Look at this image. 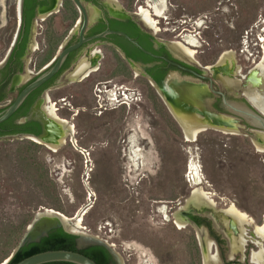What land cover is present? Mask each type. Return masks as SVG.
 <instances>
[{
	"label": "rangeland",
	"instance_id": "374dc122",
	"mask_svg": "<svg viewBox=\"0 0 264 264\" xmlns=\"http://www.w3.org/2000/svg\"><path fill=\"white\" fill-rule=\"evenodd\" d=\"M114 1L128 13L138 12L159 38L200 65L212 67L233 53L236 82L244 80L254 60L260 61L256 67L262 61L264 0ZM16 7V0H0V60L13 40ZM113 65L108 64V77L123 82L131 77L125 64L121 72L111 71ZM133 81L138 90L137 99L127 100L131 109L107 111L96 121L108 131L112 119H122L131 147L122 154L110 149L108 137L91 143L94 148L84 154L68 143L55 149L27 138L0 141V264L12 257L28 226L46 209L76 219L85 210L81 232L113 245L121 264H205L206 252L223 264L218 247L207 249L202 241L207 236L191 227L179 229L171 220L169 201L183 202L194 189L207 193L225 232L219 211L231 205L250 218L252 234L264 225V145L244 131L225 129L188 140L160 95L140 78ZM248 87L247 96L259 108ZM263 244L250 240L240 251L231 242L225 253L240 264H258L253 254Z\"/></svg>",
	"mask_w": 264,
	"mask_h": 264
},
{
	"label": "flooded vegetation",
	"instance_id": "af4514ba",
	"mask_svg": "<svg viewBox=\"0 0 264 264\" xmlns=\"http://www.w3.org/2000/svg\"><path fill=\"white\" fill-rule=\"evenodd\" d=\"M18 1L13 40L0 60V114L29 84L54 68L63 52L68 50V53L57 72L33 90L6 120V128L16 125L32 132L4 136H43L47 133L45 124L48 122L55 131L53 141L59 146L68 143L84 154L94 148L91 143L97 144L108 137L112 143L110 149L122 154L131 149L127 144L128 130L123 129L122 119H112L108 131L105 124L100 126L96 121L107 111L126 108V105L131 109L127 100L137 99L134 95L138 90V83L133 78H140L143 84L160 95L184 138L183 125H207V129L201 130V127L198 130L196 138L209 130L225 132L213 125L235 127L236 130L229 133L244 131L256 141L261 137L258 133L262 131L252 128L226 109L222 97L224 94L228 100L245 103L263 114L247 96L249 78H254L251 71L260 61H253L254 66L239 83L233 80L236 63L228 70L219 65L220 60L212 67L198 64L188 53L159 38L138 12L128 13L114 0H21L20 10ZM106 31L124 33L142 49L118 33L97 38ZM112 62L111 71L114 68L121 72L125 64L131 77L125 82L119 77H108L106 70ZM226 81H230L231 86L228 87ZM198 96L203 99V106L191 101ZM51 106L55 115L49 113ZM64 137L66 140L62 142ZM194 190L189 196H182L183 202L179 198L169 201L173 224L179 229L191 227L201 237L207 236L202 241L208 247L211 244L218 247L223 264H240L238 259L229 260L225 249L231 244L228 232L239 237L241 231L222 230L224 226L219 219L216 220L211 206L197 208L190 204L185 208ZM176 213L183 222L181 228L176 223ZM248 227V224L243 225L249 233L243 234L244 239L247 238L245 244L252 241L253 231ZM110 264L118 263L111 258Z\"/></svg>",
	"mask_w": 264,
	"mask_h": 264
},
{
	"label": "water",
	"instance_id": "95a60500",
	"mask_svg": "<svg viewBox=\"0 0 264 264\" xmlns=\"http://www.w3.org/2000/svg\"><path fill=\"white\" fill-rule=\"evenodd\" d=\"M20 4H21V0L18 1L19 10L21 8ZM127 16L129 15L127 14ZM122 17H126V15H122ZM110 33H118V32L106 31L98 35L97 38L104 37ZM118 34L124 35L132 44L142 49L136 41H134L132 38H130L126 34L120 33V32ZM67 53H68V50L63 52L60 55V58L58 59L54 68H52L49 72L42 75L40 78H38L31 84H29L19 94V96L12 103V105H10L3 113L0 114V124H2L7 119H9L20 108L24 100L28 97V95L33 90H35L41 84L49 80L57 72L64 56ZM222 97H223V103L229 112L244 119L246 123L250 125L252 128L264 132V115L263 114L256 112L252 107L248 106L245 103L228 100L224 94H222ZM45 129L47 133L46 135H43V136H34V135L2 136L0 137V141L7 140V139L27 138V139H32L34 141L40 142L45 145L59 146L58 143L55 144L53 141L54 140L53 136H54L55 131L52 129V125L47 122L45 124ZM204 129H207V127H203L201 130H204ZM257 141L260 144L262 143L264 144V138L262 136L257 137ZM84 214H85V210L81 213V216L78 219L82 220V216ZM65 217L66 216L61 214L60 212L49 210V209H46L44 212L38 213L35 219L33 220V222L28 226V229L26 233L24 234L16 251L5 264H8L12 260V258L20 250V248L32 242H39L43 237L47 236L51 230L55 228H59V227L63 228L66 232L76 235L78 237L77 244L80 249L85 248V247H90V246L103 247L110 254L113 261L117 262L118 264H121L120 257L118 253L115 251V249L113 248V245L109 244L107 241L97 236L89 235L85 232H80V233L75 232L74 230L70 228L69 223H67L68 221L65 219ZM75 218H70V219H75ZM216 220H218V217H216ZM202 231H205V229L203 228ZM53 262H68V263H73V264H97L94 260L85 256L84 254L80 252H76V251H71V250H50V251L37 253V254H34L32 256H29L19 261L16 264H47V263H53Z\"/></svg>",
	"mask_w": 264,
	"mask_h": 264
},
{
	"label": "bare ground",
	"instance_id": "6f19581e",
	"mask_svg": "<svg viewBox=\"0 0 264 264\" xmlns=\"http://www.w3.org/2000/svg\"><path fill=\"white\" fill-rule=\"evenodd\" d=\"M140 14H142L145 17L146 11L141 9ZM234 64H235V58H234V54L231 52L224 54L221 57L220 62H219V65L225 66V68L227 70L231 69V67ZM258 66L251 71L252 77H254V78H252V80L249 78V82H250L249 86L251 87L250 91L253 92L251 95L252 98L257 99V97H258V100H259V102H257L258 106L262 107L263 112H264V55L262 57L261 63ZM253 90H257L258 93L253 91ZM196 98H197V100H195ZM191 101L195 105H198V106L199 105L203 106V103H204L203 99H200L199 96L193 98ZM49 113L55 115L54 114L55 111H54L53 106L50 107ZM183 126H184L185 136L188 140L195 139L197 136L198 130L201 129V127H203V126H198V125H196V126L183 125ZM205 126H207V125H205ZM213 127L214 128L218 127L216 129H223V130L225 129V131H227V130L232 131L234 128L232 126L230 128H226V127H223L222 125H220V126L213 125ZM65 133H66V131H65ZM64 138L61 140L62 142L64 141ZM51 147H53L55 149L58 148V146H51ZM190 169L193 172L196 171V168L194 167L193 163L190 164ZM197 175H198L197 173H194L196 184L199 183V179H198ZM187 203L188 204L185 208H189L188 206L190 204H192L194 207H197V208H201L204 205L215 207L213 202H211L207 193L200 191L198 189L193 191L192 197L188 200ZM219 213L222 215V218L224 220L223 222L227 226V229L232 228L233 232H238L239 230L241 231L239 237L234 236V234H232V232H228V233L231 235L230 240L232 242L233 250H238V249L242 250L244 248V244H245V239L243 237V234H245V232H246V229L243 228V225L244 224H250L251 223L250 218H247V216L244 213L240 212L237 208H235V206L232 207V205L226 210H220ZM175 218H176L177 225L181 228L183 226V222L179 218V214H176ZM65 219L68 221L67 223H69V226L72 230L79 232V233L81 232V230L83 229L81 219H79V220L76 218L70 219L68 217H65ZM238 227H239V229H238ZM250 239L254 240L259 245L263 244V241H264V225L257 227ZM209 248H210V245H209L208 249ZM253 260L258 264L264 263V244L262 245V248L259 252L253 254ZM215 262L216 263L218 262L217 257L216 256H209V254L206 252L205 264H215Z\"/></svg>",
	"mask_w": 264,
	"mask_h": 264
},
{
	"label": "trees",
	"instance_id": "16d2710c",
	"mask_svg": "<svg viewBox=\"0 0 264 264\" xmlns=\"http://www.w3.org/2000/svg\"><path fill=\"white\" fill-rule=\"evenodd\" d=\"M8 121L0 124V136L12 135L23 132H32L23 128L22 126L12 125L10 128H6ZM38 132V131H37ZM77 236L66 232L63 228H55L51 230L47 236L43 237L39 242H32L15 254L12 260L8 264H16L19 261L32 256L37 253L50 251V250H71L84 254L85 256L94 260L97 264H110L111 256L106 249L100 246H90L85 248H79L77 244ZM47 264H73L68 262H53Z\"/></svg>",
	"mask_w": 264,
	"mask_h": 264
},
{
	"label": "crops",
	"instance_id": "0c3cea01",
	"mask_svg": "<svg viewBox=\"0 0 264 264\" xmlns=\"http://www.w3.org/2000/svg\"><path fill=\"white\" fill-rule=\"evenodd\" d=\"M259 107V106H258ZM259 109L263 112V109H262V107H259ZM264 113V112H263Z\"/></svg>",
	"mask_w": 264,
	"mask_h": 264
}]
</instances>
